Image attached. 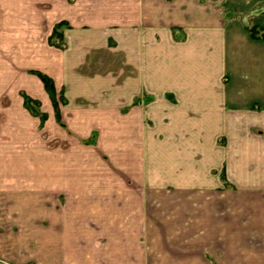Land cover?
Here are the masks:
<instances>
[{"label":"crops","instance_id":"crops-1","mask_svg":"<svg viewBox=\"0 0 264 264\" xmlns=\"http://www.w3.org/2000/svg\"><path fill=\"white\" fill-rule=\"evenodd\" d=\"M248 19L264 0H0V261L264 264Z\"/></svg>","mask_w":264,"mask_h":264},{"label":"trees","instance_id":"trees-1","mask_svg":"<svg viewBox=\"0 0 264 264\" xmlns=\"http://www.w3.org/2000/svg\"><path fill=\"white\" fill-rule=\"evenodd\" d=\"M69 2H74V0H69ZM253 13H254V11L252 12V14L251 13L247 14L248 18H250L253 15ZM243 19H244V16H243ZM245 23H247L246 28L251 33V37L253 39L264 40V31L263 30L255 27V26H250L249 19L246 20ZM63 26H67V25L64 23L59 24L57 26V28L55 29V31L53 32L52 36L50 37L49 43L52 46H56L59 48L65 47L63 44L64 33L62 31H60L61 27H63ZM37 75L41 78V80L45 86L46 91L50 95V97L53 101V104L55 106V109L57 111V116H58L59 115V108H58L56 89H55V85H54L53 80L51 78H49L48 76L43 75L41 73H38ZM25 107L31 112V114H33L34 116L40 117L42 122H44L46 120L47 116L40 111V103L39 102L32 100L29 97H25Z\"/></svg>","mask_w":264,"mask_h":264},{"label":"rangeland","instance_id":"rangeland-1","mask_svg":"<svg viewBox=\"0 0 264 264\" xmlns=\"http://www.w3.org/2000/svg\"><path fill=\"white\" fill-rule=\"evenodd\" d=\"M74 1H76V0H74ZM0 263H2V264H6V262L3 263L2 261H0ZM8 264H9V263H8Z\"/></svg>","mask_w":264,"mask_h":264}]
</instances>
